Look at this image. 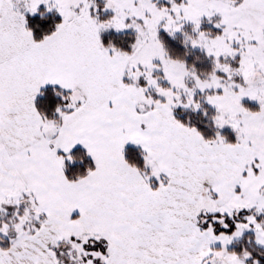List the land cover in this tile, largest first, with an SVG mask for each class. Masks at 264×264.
<instances>
[{
	"label": "snow or ice",
	"instance_id": "snow-or-ice-1",
	"mask_svg": "<svg viewBox=\"0 0 264 264\" xmlns=\"http://www.w3.org/2000/svg\"><path fill=\"white\" fill-rule=\"evenodd\" d=\"M0 264H264V0H0Z\"/></svg>",
	"mask_w": 264,
	"mask_h": 264
},
{
	"label": "trees",
	"instance_id": "trees-1",
	"mask_svg": "<svg viewBox=\"0 0 264 264\" xmlns=\"http://www.w3.org/2000/svg\"><path fill=\"white\" fill-rule=\"evenodd\" d=\"M41 11H43V8H41ZM45 18L46 19L44 23L46 25H53L54 22L58 19L57 15L54 12L45 13ZM28 21H29V26L34 28L35 35L39 37L40 31L34 27L39 21L38 14L36 16H29ZM161 36L164 42L166 43V45L169 47L172 54L183 55V58L187 62L193 63L194 65H196L198 68H201V69L207 68L209 66V62L204 57V54L197 49H191L189 47L186 48L185 45L182 43L183 39L181 37L172 38V37L166 36L164 33H161ZM102 38L104 39L105 43L108 41V39H113L114 42H121V41L126 42L131 39V37L125 33H121V34L104 33ZM43 91H44V97L42 99L45 101V106L50 109L52 106V101H54L56 97L54 96V93L52 92L51 87H47ZM176 115H177V118L179 119L190 120L191 122L197 124L206 135L212 134V129L207 127L206 118L203 117L200 112L189 113V112H182L181 110H178L176 112ZM226 134L229 135L228 132H226ZM80 155H83V151L82 149L77 148L76 156L79 158H74V160L72 161V165L69 166L68 168L69 175H71L76 170H79L82 172L84 170L85 165L89 163L88 157L84 156V160H83V157H81ZM127 155L131 161L136 162L138 164L141 162L138 149L134 147H129ZM82 160H83V163H81ZM236 247L238 250L239 245H236Z\"/></svg>",
	"mask_w": 264,
	"mask_h": 264
},
{
	"label": "rangeland",
	"instance_id": "rangeland-1",
	"mask_svg": "<svg viewBox=\"0 0 264 264\" xmlns=\"http://www.w3.org/2000/svg\"><path fill=\"white\" fill-rule=\"evenodd\" d=\"M98 2H99V0H98ZM45 13H49V12H45ZM205 27H208L209 25H207V24H205L204 25ZM185 30L186 31H190V26H185ZM107 33H113V32H107ZM162 33H164V32H162ZM114 34H121V33H114ZM166 36H168L167 35V33H164ZM174 37H181L182 39H184V37H183V34L182 33H176L175 35H174ZM174 37H172V38H174ZM189 48H191V49H197V50H199V51H201L199 48H192L190 45L188 46ZM207 107V106H206ZM178 111V110H177ZM181 111L182 112H189V113H196V112H191V111H186V110H182L181 109ZM197 112H199V111H197ZM225 132H228L229 133V137L231 138V131L230 130H228V129H226L225 130Z\"/></svg>",
	"mask_w": 264,
	"mask_h": 264
},
{
	"label": "crops",
	"instance_id": "crops-1",
	"mask_svg": "<svg viewBox=\"0 0 264 264\" xmlns=\"http://www.w3.org/2000/svg\"><path fill=\"white\" fill-rule=\"evenodd\" d=\"M48 87H51V86H48Z\"/></svg>",
	"mask_w": 264,
	"mask_h": 264
}]
</instances>
